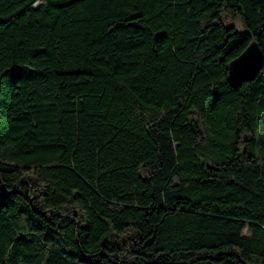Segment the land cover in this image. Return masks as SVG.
I'll use <instances>...</instances> for the list:
<instances>
[{
  "label": "trees",
  "instance_id": "trees-1",
  "mask_svg": "<svg viewBox=\"0 0 264 264\" xmlns=\"http://www.w3.org/2000/svg\"><path fill=\"white\" fill-rule=\"evenodd\" d=\"M0 264H264V0H0Z\"/></svg>",
  "mask_w": 264,
  "mask_h": 264
},
{
  "label": "water",
  "instance_id": "water-1",
  "mask_svg": "<svg viewBox=\"0 0 264 264\" xmlns=\"http://www.w3.org/2000/svg\"><path fill=\"white\" fill-rule=\"evenodd\" d=\"M262 50L256 40L252 39L246 47L227 64V81L238 86L243 80H251L262 64Z\"/></svg>",
  "mask_w": 264,
  "mask_h": 264
},
{
  "label": "rangeland",
  "instance_id": "rangeland-1",
  "mask_svg": "<svg viewBox=\"0 0 264 264\" xmlns=\"http://www.w3.org/2000/svg\"><path fill=\"white\" fill-rule=\"evenodd\" d=\"M235 26H236L237 30H239V31H245V27L243 26V24L241 23V21L239 19L236 20Z\"/></svg>",
  "mask_w": 264,
  "mask_h": 264
}]
</instances>
